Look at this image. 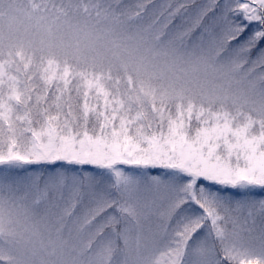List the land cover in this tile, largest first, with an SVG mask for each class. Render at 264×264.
Wrapping results in <instances>:
<instances>
[{"label": "snow or ice", "instance_id": "1", "mask_svg": "<svg viewBox=\"0 0 264 264\" xmlns=\"http://www.w3.org/2000/svg\"><path fill=\"white\" fill-rule=\"evenodd\" d=\"M0 169V264H264V0H0Z\"/></svg>", "mask_w": 264, "mask_h": 264}, {"label": "rangeland", "instance_id": "2", "mask_svg": "<svg viewBox=\"0 0 264 264\" xmlns=\"http://www.w3.org/2000/svg\"><path fill=\"white\" fill-rule=\"evenodd\" d=\"M27 2V0H14V3L17 7L24 5ZM124 31V30H121ZM124 35L127 36L129 33L124 32ZM147 39V37H145ZM136 41H132V43H135ZM149 46H152L151 42L149 43ZM167 50V55L169 57L177 56V55H183L182 51L181 52H173L171 47L169 46L168 42L165 41L160 46L157 48V52L160 53L161 55L164 53V51ZM33 169H29V171H32ZM36 171H44V169H35ZM0 171H3V169H0ZM137 173H141L142 170L140 169H135ZM146 174H150L153 176H163L167 178L168 176L172 175L171 170L164 169V168H150L145 170ZM12 175H17V174H23L19 169H13L11 170ZM225 195H230V196H235L237 198L244 196V195H249V196H264V189H232L230 191H227L223 193ZM5 198L7 199V193H5ZM8 205H5V210H4V216H3V224L0 226V234H2L4 231H7L8 229ZM13 213L18 217L21 223L24 221V212L25 209L23 207H20L17 205L12 209ZM198 238V237H197ZM195 239V238H194Z\"/></svg>", "mask_w": 264, "mask_h": 264}]
</instances>
